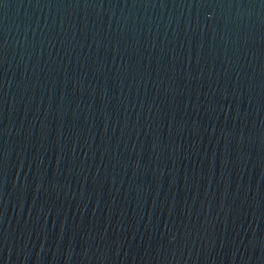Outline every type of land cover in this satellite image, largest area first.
Masks as SVG:
<instances>
[{
	"label": "water",
	"instance_id": "95a60500",
	"mask_svg": "<svg viewBox=\"0 0 264 264\" xmlns=\"http://www.w3.org/2000/svg\"><path fill=\"white\" fill-rule=\"evenodd\" d=\"M0 264H264V0H0Z\"/></svg>",
	"mask_w": 264,
	"mask_h": 264
}]
</instances>
